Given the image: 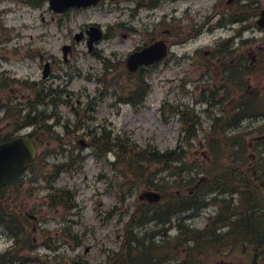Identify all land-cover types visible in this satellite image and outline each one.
Instances as JSON below:
<instances>
[{"label": "rangeland", "instance_id": "374dc122", "mask_svg": "<svg viewBox=\"0 0 264 264\" xmlns=\"http://www.w3.org/2000/svg\"><path fill=\"white\" fill-rule=\"evenodd\" d=\"M213 1L214 0H197L195 2H181L177 4L167 3L157 6L152 10L142 8L136 14L130 12V10L136 8L135 5L97 6L89 11H80L78 14H55L50 9L49 2L45 0L40 8L34 9L35 11L31 9V6H26L22 7L19 11L4 13L0 16V39H3L2 45L5 47L8 43H6V40L3 38V34L5 31L9 32L11 36L14 37L11 43L17 41L18 43L24 44L28 49H44V55L46 57H51V52H53L56 57L62 58L63 51L61 46L66 43H71L73 46L77 47V51H79L77 54L78 59L75 62L68 61L67 63L71 65L70 67H67L66 62L62 61V64L65 65V70H62L61 66L58 65L59 68L55 70V75L58 73L61 77L51 82L54 88L63 90L60 96L72 105L73 110H69V107L66 105L67 102L60 100L57 112L61 116L69 117L71 123L75 124L78 119L76 111H82L84 108H88L94 111L96 115L95 120H90L87 123L91 125L90 129L100 124H103L105 127L104 129L98 128L100 132H97L96 136H100L103 130L109 131L111 134L109 138H115L118 142H123V146L129 148L131 146L127 143V139L135 141L142 147L146 146V143H151V150L147 151V153L137 159V161L144 165L145 171L150 175L153 174L158 177L161 174H171L168 177H171L169 180L172 182L176 180L175 177H184V172H182V176H179L176 169L172 171H162L163 165L160 164L162 162L156 163L150 161L152 153L156 154V152L175 149L180 145L181 148H179L185 151L188 162L199 160L203 153L206 152L207 148L211 150L210 147H206V128H209L211 119L207 114L203 113V109L216 105V100L213 98H210V100L205 98L206 101L202 102L199 107L195 106L196 112L202 119V124L197 132V136L190 140L189 145L188 140L183 139V132L181 133V115L177 110L184 107L183 105L186 102L191 104L194 103L191 96L183 92L181 88L182 84H180L181 78L185 75L186 70L189 69L190 61L182 59L179 64H175L177 62L174 61L172 63L174 65L171 64L166 66V63H164L162 67L160 66L159 70H156L154 74L146 79L148 82L145 81L144 87L139 89L140 96L147 93L146 101H143L139 105H134L128 99L129 93L135 92V89L132 87L126 86L125 83L122 85L109 83V86H107L105 82H100V77L96 80L97 76L103 75V62L96 58L97 56L95 55L98 54L88 52L87 40L76 41L75 34L82 30L85 31L91 23H97L102 28L107 29L110 25L115 27L120 21H129V23L137 29H145L147 25L152 29L159 26L161 21H163V15L168 13L166 18L168 21L172 20V24L175 28L180 24L184 26L193 22L198 24L197 27L202 25V29L199 30L198 39L195 44L191 45L192 49L190 51H193L195 47L201 44H206L207 47H210L212 39H218L219 41L228 43V38L235 34L234 31L237 30V26L229 29H216L214 33H210L208 32L209 27H207V24L204 25L205 15L212 12L214 9L216 10L218 5H220V9H217V12L214 11L217 19L218 17L225 18L228 16V11L226 12V9L230 10L237 8L244 14H248V7L243 0H218L216 6L212 4ZM258 1L262 4L264 2V0ZM190 3L192 4L189 5ZM6 6L16 7L17 4L14 2L8 3L7 1L0 2V9ZM188 7L190 8L187 9ZM2 18L3 20H1ZM257 18L258 16L250 21L251 28L253 29H256L254 26L252 27V25L254 21L256 22ZM3 25H6L9 29L5 30ZM183 30L184 28L178 32L180 41H183L182 37L186 35ZM249 31L243 32L242 36H252ZM257 33L260 34L259 32ZM118 34L119 33L116 32L112 39H106L97 44L100 49L104 50L103 55L111 59L112 65H117V61L121 60L124 53L132 47L130 42L134 43V41L136 42L142 37L141 32H136V34L133 36L130 35V38L127 39L123 37L119 38ZM161 34H163V32ZM258 34H256L257 37H259ZM240 40V36H237L235 40L230 42L232 44L229 45H235V47H237ZM258 42L259 40L252 41L253 44ZM261 42L262 40L258 45H261ZM187 49L186 46L179 44L176 51L180 56ZM242 49L243 47H237V51H241ZM112 52L117 53V55L115 56ZM204 52L205 50L202 49L201 53L204 54ZM202 62H204V60L200 59L199 64ZM41 65L42 62L39 59L26 60L24 62L20 60L17 63L14 61H3L0 64V72L5 69L10 70L8 75L20 78L21 82L16 83L20 85V83L25 80L32 82L43 78V65L42 67ZM65 71H67L68 74ZM114 75H116V73L110 72L107 74V78L110 79ZM174 77H176L174 82L168 81ZM216 80L218 79L214 76L210 86L207 87L205 85V89L199 87V90H197L193 88L194 85L192 82L189 84V87L192 88L193 94L196 95L194 97H202V99H204L203 94H201L202 90L207 91V88L212 90L214 88L213 82ZM105 89L108 91L106 92ZM20 92L24 96H30L34 93V90L29 84L25 85ZM224 106L225 104H223L222 107L219 106L218 109L214 106L213 109L216 113H220L223 111ZM53 107L52 105L48 111H51ZM1 114L2 112L0 111V115ZM185 118L191 122L197 119L193 109L187 112ZM81 131H84L82 132L84 135L78 136L77 140L79 144L80 141H87L90 143L91 139L89 136H91V131L89 128H83ZM73 135L74 134H60V136L64 138L63 141L66 143L69 142V139ZM243 135L245 139L243 137L240 138L244 140L248 139L247 134ZM53 143L55 147L61 144L60 141H54ZM92 143L94 144V142ZM230 145H232V143H230ZM80 149H82L81 151L86 155L82 163V168L76 172H63L54 182L57 189H61V187H65L66 185H69L71 190L78 189L76 194V201L79 205L77 208L78 210H74V208L71 210L62 208L59 209L58 214L56 210L43 211L39 213V216L41 215L43 217V219L39 221V228L36 230L32 229L35 231H32L33 235L35 234L38 238L41 237L39 242L41 246L39 250L41 251L40 253L44 261L47 250H45L43 246V233L48 232V236H51L52 243L58 244V246L62 243V247L58 249V252L51 251L48 264H61L59 256L62 257V255L69 259L74 256H82L89 262L104 264L110 251L119 250L121 241L123 240L125 222L129 219L131 212L135 209L137 204H139L138 196L140 192L144 190L141 189L139 191L137 189H132V191H129L127 187L110 188V185H108L110 182L107 184V181L102 179L101 176L98 177V175L106 173L108 177H113V168L103 159H97L92 150L81 146ZM233 150V147H229L228 141L226 140L215 148L216 155L220 156L222 153L220 159L222 166L218 171L219 175L220 173H229V158L226 156V153ZM236 151L238 153L235 160L236 165L231 168L242 171V167H239L238 164H242L244 158L239 154V150ZM57 156L54 155V157ZM111 157L113 159L115 158V156ZM119 177H121L119 181L114 180L112 185H119L126 182V179L122 178V175ZM124 177L130 176L126 175ZM202 182L205 185L208 184L207 187L213 183L215 186L214 188L220 190H223L224 186L229 182L234 183V181L228 178L216 179L215 181L204 178ZM243 183L244 182L240 185L243 186ZM227 187L229 188L230 186ZM195 188L196 187H194L189 194L193 193ZM50 189L51 185L49 190L46 187L41 188V203L44 202L43 198L46 192L48 191V194L50 193ZM178 190H182V188L175 187L173 184L168 185V192L176 195ZM258 190L259 195H262L258 205L264 208V190ZM121 194H126L123 200L118 198ZM247 194L248 193H246V195ZM219 195L220 199L225 195L226 199H235L234 203H237L236 196L230 197L227 193L221 195V192H219ZM229 202V200H226V203ZM139 205L141 208V204ZM223 206H225L223 203L215 201L205 209V211L199 212V215L193 220L192 224L198 228H203L208 224L223 225L222 220L213 218L217 214V211ZM112 207H117L119 210L109 214ZM237 208H242V206ZM146 228L147 227H143L140 233H148ZM151 229L152 228H150L149 231ZM156 229H159V226H156L155 230ZM12 241L13 237L11 234L0 227V253L5 251L13 243ZM213 260L216 259L213 258L211 261ZM239 260H241V256ZM30 264L42 263L36 262Z\"/></svg>", "mask_w": 264, "mask_h": 264}, {"label": "trees", "instance_id": "16d2710c", "mask_svg": "<svg viewBox=\"0 0 264 264\" xmlns=\"http://www.w3.org/2000/svg\"><path fill=\"white\" fill-rule=\"evenodd\" d=\"M144 153L145 152L136 153L133 149H128L125 146L124 154H123L124 169H125L124 172H125V175L130 176V177H125L126 185H128L129 187L135 186L136 184L147 185L148 187L153 185L155 187H158L162 191L164 198L161 202L157 203L156 205H149L147 203H141L143 205V208L142 209L139 208L137 211L133 212V214L130 217V220L126 224L129 227V230L127 232L128 234L125 236V239L123 240L120 251L115 253L114 255H110L106 261V264H119L118 262L120 260L126 259V258L137 261V260H140L141 257H145L146 251L147 250L151 251L154 244L152 245L142 244L144 240L138 239L135 235L132 234V229H130V225L143 224L155 216L161 217L162 219L161 221L163 223L168 222L173 212L178 210L174 208L183 206L182 199L186 200L183 194L184 192H181V194L179 195H175L173 193L168 192V186L166 185L167 183L165 182V178H154L152 180L151 177H149V173L145 171L144 166L136 163L135 159L140 158V156H144ZM172 154L173 153H170V155L157 153L155 156L151 158V161L154 160L155 162L156 161L163 162L165 164L164 167L166 168L168 165V161H167L168 156H171ZM230 167L232 166H229V168ZM258 168L261 169V167H258ZM204 170H206L207 178L210 181L232 177L231 181H234L235 188H237L238 190L242 188L240 184L242 182H245L244 181L245 178L243 177V175L240 176L241 174L238 172L239 171L238 169H236L235 172H230L231 171L230 170L229 173H220L219 175L218 174L219 170H217L213 164H208L207 168L204 166ZM139 173L141 174L140 176H139ZM204 187L210 189L215 186L212 183L209 185V187H206V185H204ZM254 192H255V189H254ZM258 199L259 201L261 199L259 195H258ZM257 217H260V216H257ZM8 220H12V221L16 220L19 223V226H21L22 223L24 222V219L18 214H15V213L5 214V215L0 214V224L1 225L7 226ZM16 235H20L22 241H20V243L18 242V247L11 254L9 253L7 256L6 254L1 256L0 262L1 261L5 262L6 260H12V261L18 260L21 262L27 261L26 260L27 257H24L18 253H20V251L22 250L21 249L22 247L30 248L33 243V238L30 236V233L20 228H17ZM199 238H204V237L200 236ZM215 246L216 244L211 245L209 243L205 247L204 251L209 250L211 252V250L214 249ZM139 247H141L142 249H140ZM159 247H160L159 255L162 258H165L167 254L166 248L160 245ZM196 247L198 246L195 245L192 248H190V251L188 252V257H190V259L196 258L197 250H199ZM204 251L201 254H204ZM61 264H92V263H89L88 261H83L81 259V260H73V261H68V262L62 261ZM181 264H188V263L183 262ZM252 264H264V259L254 261L252 262Z\"/></svg>", "mask_w": 264, "mask_h": 264}, {"label": "bare ground", "instance_id": "6f19581e", "mask_svg": "<svg viewBox=\"0 0 264 264\" xmlns=\"http://www.w3.org/2000/svg\"><path fill=\"white\" fill-rule=\"evenodd\" d=\"M9 104H11V102H9L8 105ZM233 127H234L233 124H226L225 129H231ZM223 134H224V131L220 130L217 137L221 139ZM107 144L109 145V149L115 147V144L109 141V139L107 140ZM140 175L141 174L139 173V176ZM228 178L229 180H232V177H228ZM226 185L230 187L228 188ZM226 185L221 191V195H223L224 193H227V195L232 197L238 194L239 191L237 188H235L234 183L229 182ZM214 195L216 198L220 196L219 194H214ZM253 196L254 195H252V197ZM192 207L193 206L190 204H185L184 206L176 207L174 209H178V210L174 211L173 214L177 218L181 217L183 213L185 212L184 211L185 209H191ZM234 214L235 213L233 209L228 207L222 211L220 220L225 222L227 219L230 218V220H232L234 224V227L232 228L230 235L236 234V238L241 241L244 239L245 240L247 239L248 240V243H246L247 246L252 245V246L258 247V249H255L252 251L251 259H250L251 262L257 261L261 257L262 254L264 255V216L261 215L260 217H257L254 213L246 212V211H243L242 214L238 216H235ZM161 220H162L161 217L155 216L145 223V227H147L146 229L148 230V234L150 235L149 238L154 237L156 239L161 240V242H167L168 239L172 238V233L169 234L168 227H164L163 222ZM18 225L19 223L16 220L14 221L8 220L7 226L5 225L4 227L6 231L11 234V236H15ZM156 226H159V229L155 230ZM168 226H170V224ZM150 228L152 229L149 231ZM174 234H176L175 239L192 241V239L188 235L189 231L186 227H184L183 229H181V231L174 233ZM192 238L194 239V242L198 246L196 248L199 249L197 250V256L195 259V263L199 262V260L202 259L203 255L201 253L204 251L207 244L209 243L211 245L219 244V239L217 236H211V237L207 236L204 238H196L195 236L192 235ZM226 240L227 239H225V241ZM142 244L152 245L154 243L151 240H147V241H144ZM139 248L142 249L141 247ZM145 254H146L145 257H141L140 260L134 261L132 259L126 258V259L120 260L118 263L119 264H171L170 261L162 258L159 255L160 247L158 243L154 244L152 247V250L151 251L147 250Z\"/></svg>", "mask_w": 264, "mask_h": 264}, {"label": "flooded vegetation", "instance_id": "af4514ba", "mask_svg": "<svg viewBox=\"0 0 264 264\" xmlns=\"http://www.w3.org/2000/svg\"><path fill=\"white\" fill-rule=\"evenodd\" d=\"M119 3H132V4H136V5H152V4H157V3H166V2H173V1H182V0H117ZM81 9V8H80ZM77 8H71L69 10V12H74L77 10H80ZM169 33L174 36L172 34L171 31H169ZM149 35H151V32H149ZM152 38H155V34H153ZM171 38L174 37H170L169 43L171 46L174 45L175 42H171ZM264 75V72H263ZM249 81V78H248ZM258 115H264V109L260 112V114ZM52 120L48 121L47 124H38L37 125V131L38 132H44L46 129L52 132H60V130H63L66 133H72L75 131L74 127L71 125V121L69 118H67L66 116H64V118L62 120L56 119L55 115H51ZM11 122L8 121L6 126L0 127V141H5L7 139H9L10 137L19 134L21 131L20 129L22 127L31 125V123L26 122V124L22 125L20 122H16L15 123V129L13 132H10L7 130V127H9V124ZM260 126L254 127L252 130H259ZM261 131V130H260ZM28 132V131H27ZM31 133H37L34 129H32L30 131ZM264 133V130L262 131ZM40 139L42 140V137H40Z\"/></svg>", "mask_w": 264, "mask_h": 264}, {"label": "water", "instance_id": "95a60500", "mask_svg": "<svg viewBox=\"0 0 264 264\" xmlns=\"http://www.w3.org/2000/svg\"><path fill=\"white\" fill-rule=\"evenodd\" d=\"M156 48L158 49V47ZM18 150L23 152L21 156L17 154ZM34 152L35 150L28 140L0 146V184L16 169L20 168L22 161L31 159ZM146 195L150 200H158L160 197L156 192H149Z\"/></svg>", "mask_w": 264, "mask_h": 264}]
</instances>
